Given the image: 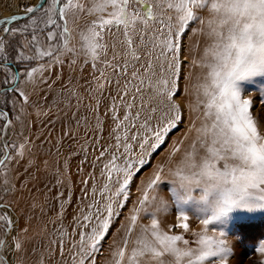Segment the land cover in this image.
<instances>
[{"label": "snow or ice", "instance_id": "obj_1", "mask_svg": "<svg viewBox=\"0 0 264 264\" xmlns=\"http://www.w3.org/2000/svg\"><path fill=\"white\" fill-rule=\"evenodd\" d=\"M204 11L208 13L206 20L198 14ZM24 12L29 15L28 23L0 30V72L4 74L0 90L14 107L18 106L16 120L21 126L27 127L28 109L34 103L39 107V98L32 101L28 86L47 85L45 74L57 65L62 66L65 54H77V49L70 46L73 39L70 18L79 23L81 18L92 17L86 29L77 30L76 35L85 63H91L105 84L112 82L106 76L108 68L122 75L128 74L130 63L134 69L133 79L139 82L133 87L142 99L141 108L133 117L130 113L134 103L127 104L129 113L123 121L113 115L117 128L123 124L127 131L129 123L131 128L137 127L140 113L146 111L145 88L148 92L150 115L144 116L139 131L130 137L139 154L133 156L129 137L122 140L115 134L116 151L109 153L110 159L101 170L108 180L100 190L103 202L94 201L82 218L76 220L73 232L79 236L78 241L68 246L63 239L55 242L61 260L70 257V264H96L95 254L102 251L99 245L111 219L117 208L125 206L120 198L128 200L133 168L137 163L143 165L145 156L155 152L182 119L183 108L175 91L184 64L182 35L195 22L203 26L197 31L208 36L211 45L200 61L193 58L192 63L208 71L203 82L194 86L196 100L189 105L192 112L203 105L201 125L193 124L196 136L190 150L181 153L173 145L151 173L128 220L123 246L114 253V264H228L231 243L217 226L225 225L238 210L264 211V109L253 116V100L243 87L264 80V0H43L37 6H26ZM14 20L16 16L0 20V24L10 25ZM105 33L115 36L123 48V64L100 59L101 52L106 55L107 50V45L101 42ZM140 48L147 50L144 65ZM112 51V60H116L121 55L116 43ZM12 63H16L15 69ZM100 63L104 64L103 69L98 67ZM116 83L119 87V81ZM258 90L264 92V84L258 85ZM125 95L119 99L123 100ZM111 111L116 112L115 105ZM0 121H7L0 123V130L11 131L13 121L9 112L0 111ZM0 139L5 141L0 144V264H24L27 251L20 233L27 229L18 230L12 218L15 186L10 176L12 165L24 155L25 144L17 147L6 136ZM107 151L101 149L98 159ZM177 154L179 158L167 172L172 188L170 198L165 199L158 191L164 182L163 165L173 163L170 158ZM172 213L178 221L175 227L184 232L189 231L193 218L202 226L200 232L194 233L195 247L183 236L162 230L158 217ZM138 218L149 220L150 224L142 225L133 240ZM129 242L133 244L130 255ZM53 250L49 248L50 252ZM66 250L69 257L65 256ZM256 250L264 254V240Z\"/></svg>", "mask_w": 264, "mask_h": 264}, {"label": "rangeland", "instance_id": "obj_2", "mask_svg": "<svg viewBox=\"0 0 264 264\" xmlns=\"http://www.w3.org/2000/svg\"><path fill=\"white\" fill-rule=\"evenodd\" d=\"M37 1L0 0V19L9 17L8 13L13 11L24 13L26 6H33ZM198 14L205 20L208 18L207 11ZM91 19L92 17L81 18L79 23H74L70 18L69 27L73 35L70 46L77 49V54L75 56L65 54L62 57L64 64L55 66L51 72L45 74L47 85L41 83L35 88L31 84L28 86L32 101L36 102L39 98V107L34 103L28 109L27 127L21 126L16 120L18 106L14 107L12 102L8 101L7 94L0 90V111L9 112V117L13 121L11 131L0 130V137L6 136L8 140L15 141L17 147L25 144L24 155L18 158L19 163L12 165L10 176L15 186L10 210L12 218L18 230L27 229L26 232L20 233L27 251L24 264H70L67 250L65 256L69 259L62 261L55 242L63 239L64 244L68 246L78 241L79 236L73 232L76 220L82 218V213L87 212L89 205L94 201L103 202L100 190L108 180L106 175L101 174V170L110 159L109 153L116 151L115 134L118 133L122 140L125 136L129 137L128 142L134 149L133 156L138 155V146L130 137L139 131V122H142L144 116L150 115L147 111L149 100L145 88L143 105L146 111L140 113L141 120L137 122V127L133 129L130 123L125 121L124 123H129V129L126 131L123 124L117 128V123L113 122V115H117L120 121L124 120V115L129 113L127 104L134 103L131 116L135 117L140 111L142 99L133 87L139 81L133 79L134 69L131 63L127 75L114 74L113 69L108 68L106 76L111 77L112 81L108 84L104 83V78L100 77L99 72H94L91 63H85L86 57L80 51L81 46L76 32L86 29ZM28 21L29 17L13 22L8 27H20ZM3 27L5 26H0V30ZM201 28L203 26L195 22L182 35L184 64L175 89L178 93L176 100L183 108L182 119L169 131L165 142L151 155L145 156V163L143 165L137 163L133 168V178L127 189L128 200L123 201V198H120L125 206L116 209L109 230L99 245L102 251L95 254L96 264H114L116 259L114 253L123 246V237L133 208L141 198L142 189L158 162L172 150L173 145L179 147L181 153L190 150V145L195 139L193 124L195 127L201 125L203 105H200V110L196 112H192L189 105L196 100L194 86L203 82L208 69L194 65L192 59L200 61L205 49L211 45L209 37L197 31ZM101 42L107 45V50L106 55L101 52L100 59L112 61L113 64H123L125 59L122 55L123 48L117 42V38L105 33V39ZM114 43L117 51L121 53L116 60H112ZM146 51L144 48L139 49L140 54L144 56L142 65L148 60L144 55ZM72 60H75V63H71ZM11 67L15 69L16 63H12ZM98 67L103 69L104 64L100 63ZM137 69L142 73L140 65ZM3 79L4 74L0 72V81ZM116 81H119V87ZM260 84H264V80L243 86L248 97L253 100L254 117L260 115L264 109V92L258 90ZM125 93V98L119 99V96ZM41 96L43 98H40ZM12 99L15 100V97ZM155 103L152 101V104ZM114 105L115 113L111 111ZM159 115L157 112L156 117ZM5 122L7 121H0ZM153 124L155 125V121ZM178 141L180 143H177ZM3 143L5 141L0 139V144ZM101 149L108 151L103 158L98 159ZM178 158L179 154L175 158H170L173 163L165 162L163 165L164 182L160 183L158 191L165 199L170 198L172 188L169 183L171 177L167 176V172ZM158 219L162 230L170 235H181L189 240L190 246H196L192 243L195 239L194 233L200 232L202 226L195 218L190 220L188 232L175 227L178 221L174 213L159 216ZM149 224V220L138 218L131 239L136 238L142 225ZM217 227L226 233L231 243L232 253L228 264H264V254L256 250L260 241L264 240V211H235L225 225ZM169 228L172 231H169ZM211 234L210 232L209 235ZM50 247L54 249L51 252ZM132 248L133 244L129 242L127 254L130 255Z\"/></svg>", "mask_w": 264, "mask_h": 264}, {"label": "water", "instance_id": "obj_3", "mask_svg": "<svg viewBox=\"0 0 264 264\" xmlns=\"http://www.w3.org/2000/svg\"><path fill=\"white\" fill-rule=\"evenodd\" d=\"M42 2H43V0H38L33 6H37L38 4H40ZM14 16H16V20H14L13 22H16V21H19V20H22V19H25V18L29 17V15L25 14V12L21 13V14H18V15H14ZM10 18H11V16L7 17V18H2L0 20L10 19ZM3 25L4 24H0V26H3ZM4 26H8V25H4Z\"/></svg>", "mask_w": 264, "mask_h": 264}, {"label": "bare ground", "instance_id": "obj_4", "mask_svg": "<svg viewBox=\"0 0 264 264\" xmlns=\"http://www.w3.org/2000/svg\"><path fill=\"white\" fill-rule=\"evenodd\" d=\"M21 12H19V11H13V12H11V13H8V16L10 17H12V16H14V15H18V14H20Z\"/></svg>", "mask_w": 264, "mask_h": 264}]
</instances>
